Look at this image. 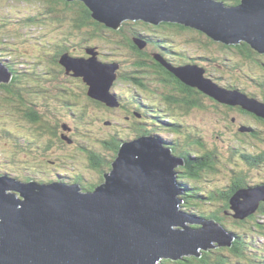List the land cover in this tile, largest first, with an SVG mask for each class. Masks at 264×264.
<instances>
[{"label":"trees","instance_id":"1","mask_svg":"<svg viewBox=\"0 0 264 264\" xmlns=\"http://www.w3.org/2000/svg\"><path fill=\"white\" fill-rule=\"evenodd\" d=\"M220 1L228 6L240 4V0ZM22 2L30 5L32 9L24 19L0 12V62L12 75L10 83L0 85L2 92L0 115L16 118L14 121L17 126L19 122L24 128L35 132L36 139L40 140L39 145L31 144L36 153L34 157L36 161L39 159L44 162L42 160L49 157V162L55 165L61 160L73 161L84 154L79 157L83 159L80 163L100 172L99 182L86 184V175L82 173L83 171H79L80 173L73 171L76 169L75 164H65L61 168L65 169V173H57L54 180L37 179L40 171H34L35 175L22 178L12 176L0 168V175H7L25 183L66 182L78 184L88 191L96 190L105 181L106 173L112 169L121 144L127 138L120 137L122 136L120 131L125 128V124L118 118L121 111L125 110L128 114L127 119L131 118L130 121L138 118L135 122L138 128L133 138L145 134L155 136L159 127H162L160 132L175 133L176 137L163 140V143L176 156L186 161L185 165L177 170L178 181L185 191L182 196L184 201L182 208L200 218L220 222L236 237L232 247H217L203 252L201 258L164 260L162 264H264V202L260 203L254 214L245 219H236L232 215L230 201L239 189L252 188L257 180L264 183V152L247 149V153H244L241 142L230 145V156L242 162L241 168L235 167L236 171H232L235 175L233 183L204 191L200 181L207 175L218 172L215 165L220 157L217 152L208 151L202 134L199 136L188 131L181 117L190 116L198 110L220 111L225 107L229 113L222 111L218 114L221 120L219 122L233 120L232 123L238 126L239 132L244 129L240 133L245 138H258L263 141L264 119L242 106L223 104L199 88L185 84L153 57L158 54L176 68L197 66L204 69L205 77L217 85L250 94L246 88L251 83L264 88V78L258 80L254 75L255 71L264 73V54L254 50L248 43L227 45L193 27L171 22L152 25L143 21H128L119 30H114L95 20L92 11L79 0H22ZM13 19H18L24 30L31 28L39 30V35L33 37L31 33H24L21 30L12 31L8 25ZM59 34L65 37L58 40L55 35ZM75 37L78 40L74 39ZM33 40H37L36 43H33ZM135 41H141L145 47L140 48ZM18 47L27 49L31 47L30 54L23 55ZM90 48L100 53L110 50L113 53L107 54L106 57L102 55V58L107 59L103 61L120 65L118 78L114 84L116 88L113 90L116 100L122 105L119 108L109 107L90 97L89 86L84 78L75 76L74 72L69 73L60 62L61 56L65 53L71 52L73 56L78 57L85 55L86 50ZM221 63L228 70L236 71L233 73L239 72L235 78L238 81L226 84L222 82V77L215 74L219 70L214 67ZM243 76L249 84L241 82ZM120 82L128 83L126 85L132 90L120 91L117 89V86H122L118 85ZM128 94L134 102L130 105L127 104ZM249 96H256L264 103V95ZM148 101L156 102L157 105L148 106ZM138 102H141L142 108L138 107ZM129 108L134 109L136 117L128 110ZM233 113L249 116L255 123L252 121H249V124L237 123L236 119L234 122V117L231 116ZM66 120L72 123L71 127L65 123ZM144 121H147L152 131L146 128ZM73 125H77L74 128L85 135L80 136L81 144L84 143L80 145L81 150H84L82 152L80 150L74 153L68 151L66 147L61 148V145H70L75 141L71 135H63L64 131L72 134L74 130L70 128ZM107 128L111 131L110 138L97 141L95 138L101 136L95 134V129L98 132L104 131L102 133L106 131L108 134ZM0 133L6 144L12 141L21 143L18 131L6 133L1 130ZM76 139L78 140L77 137ZM57 151L64 157L57 158ZM69 152L76 154L75 157H68ZM9 158L10 165L12 161H17L13 154ZM255 171L258 177L252 180V172ZM208 205L211 208L207 210ZM228 220L233 226L228 224Z\"/></svg>","mask_w":264,"mask_h":264},{"label":"water","instance_id":"2","mask_svg":"<svg viewBox=\"0 0 264 264\" xmlns=\"http://www.w3.org/2000/svg\"><path fill=\"white\" fill-rule=\"evenodd\" d=\"M79 1L95 20L114 30L128 21L171 22L227 45L248 43L264 54V0H240L237 6L220 0ZM87 54L65 53L60 62L69 73L84 78L90 97L119 107L113 90L120 65L103 62L95 49ZM157 59L185 84L264 119V103L258 99L220 87L197 66L175 68ZM11 79L0 62V85ZM184 165L163 141L144 135L122 143L113 168L94 192L85 193L79 185L0 177V264H161L232 247L236 237L219 222L182 209L185 191L177 168ZM262 201L264 186L238 190L231 198L233 217L245 219Z\"/></svg>","mask_w":264,"mask_h":264},{"label":"rangeland","instance_id":"3","mask_svg":"<svg viewBox=\"0 0 264 264\" xmlns=\"http://www.w3.org/2000/svg\"><path fill=\"white\" fill-rule=\"evenodd\" d=\"M31 6L22 2V0H0V12L1 13H9L11 14V16H18L21 19H24L26 15H28L32 9H30ZM18 19H13L11 21V23H9L8 27L12 30V31H17V30H21V32L24 33H31V35L33 37H37L39 35V30H36L35 28H31L28 30H24L23 27H21L19 25L17 21ZM28 27V26H26ZM55 35L57 37L58 40H62L63 37H65L64 35ZM76 40H78L76 37L74 38ZM37 40H33V43H36ZM35 45V44H34ZM14 47H16V45H13ZM20 48V47H18ZM107 49H109L110 47H106ZM21 49V53L23 55H29L30 51H31V47L29 49L27 48H20ZM94 49V48H92ZM80 53V51H79ZM113 52H111L110 50H105L103 51V53H101V55H106L107 54H111ZM87 56H89L88 54H86ZM78 57H86L84 55L82 56H78ZM102 60H107L106 58H102V56L100 57ZM104 62V61H103ZM228 62H226L227 64ZM193 67V66H192ZM214 67H216L217 70H219L218 72H216L215 74H218L222 77V82L223 83H231V81H233V83H235L236 80L235 78L237 77V75L239 74V72L237 73H233L236 71H232V70H228V68L223 65L222 63L220 65H215ZM254 75L257 77L258 80H260L261 78H264V73H259L258 71H255ZM246 82L248 83V81L245 79V77L243 76L241 79V82ZM128 83H124V82H120L118 83V85H122V86H117V89H119L122 92H128L131 91L132 89L129 88V85H126ZM249 84V83H248ZM236 85V84H235ZM239 86V84H238ZM247 91L248 93L252 94V95H259L262 96L264 95V88L260 87L256 84H249L247 86ZM263 89V90H262ZM2 95V92L0 90V97ZM143 96V95H142ZM149 96V95H148ZM132 99L131 95H127V99ZM128 102V101H127ZM132 101L130 100L129 105ZM148 104L150 102H147ZM137 105H141L138 106L139 108H142V104L141 102H138ZM119 108V107H118ZM129 110L131 112L134 111L133 108ZM222 111H226L229 113V110L226 109L225 107L221 108L220 111H218L217 109H211V110H198L196 112H193L190 114V116H183L181 117V119L185 122L186 127L188 129V131H190L193 134H202L204 136V141L207 144V147L209 148L208 151H212V152H217L218 156L220 157V160L216 163V168L218 170L217 173L215 174H209L207 175L205 178L201 179L200 181V185L203 188V190L208 191V190H212V189H217L220 188L221 186H228L229 184L233 183L234 181V173L232 171H236V168H241L242 167V162L237 161L235 158H232V156H230V145L237 143V142H241L242 147H244L243 152L247 153V149L249 150H259L261 151V153L264 152V141L262 139H258V138H245V136H243L239 131H238V126L234 125L233 120L232 121H223V122H219L221 121L219 119V115ZM1 113V112H0ZM127 112L125 110L121 111V113L119 114V119L122 123L125 124V128H122V130L120 131V134L123 136H120L122 139L124 137L128 138H133V134L136 131V128H138V126L136 125V121L138 120V118H135L136 120H129L131 119L130 117H128L127 119ZM232 117H234V120H237V123H244V124H249V121H252L253 123H255L251 117L246 116V115H242V114H237V113H233L231 115ZM115 118V116H114ZM16 118L13 117H9V116H5V115H0V131H6L10 132V131H18V137L21 139V143L17 144L14 141H12L10 144H6L3 142L2 139V135L0 133V168H2L3 170L9 172L10 174H12V176H16V177H24V176H31V175H35L34 171L39 172V174H37V179H53L56 177V174L59 173H65L64 170L65 169H61L62 167L65 166V164L68 165H76V169L73 170L74 172L80 173L79 171H83L82 173H84L86 175V184L90 183V184H94L99 182V176H98V172L97 170L94 171V169H90L88 168V166L82 165L80 163V161H83V159L79 158L80 156H84V154L79 155L78 158H75L73 161H67V160H61V162L56 163L55 165L51 164L49 162V157L47 159H44L41 162L39 159L36 161L34 159L36 153L34 151V148L31 144H35V145H39L40 144V140L36 139V134H34V131H31L30 129H26L24 128L22 125H20V123L18 122L19 126L16 125V122L14 121ZM179 119V117H178ZM236 120L234 122H236ZM14 121V122H13ZM65 123L68 124V126L71 127L72 123L68 122L67 120L65 121ZM134 124V125H133ZM147 125V124H146ZM77 125H73L72 128H70V130H74V132L72 134L70 133H66V131H64L65 133L63 135H71L75 141L71 142L70 145H61V148L66 147L68 151H73L74 153H76L77 151L81 150L80 145L82 143V139L80 138V136H85L82 135L81 133H79L77 131V129H75L74 127H76ZM257 127H259L258 125H255ZM148 130L150 129V126L147 125L146 127ZM162 129V127H159L158 132H160V130ZM96 132H98L95 129ZM108 134H106L107 132L105 131V133H102L104 131L98 132V134L95 132V134L97 136H101V137H96L95 139L97 141H99V139L101 140H107L110 137V129L107 128ZM157 133V132H156ZM155 133V138L163 141L162 139H160ZM240 133V134H239ZM163 136L168 137V136H173V134L171 133H165V135L163 133H161ZM200 136V135H199ZM76 137L78 138V140L76 139ZM172 138V137H171ZM264 139V138H263ZM33 142V143H32ZM30 144V145H29ZM236 146H240V144H235ZM17 148V149H15ZM60 150V149H59ZM83 150V149H82ZM82 150L80 152H82ZM246 150V151H245ZM84 151V150H83ZM86 152V151H85ZM15 155L17 161H12V165H10V158L11 155ZM68 157H75L76 154H72L71 152L68 153ZM90 155V154H89ZM59 156L64 157L63 155H60V153L57 151L56 153V157L58 158ZM86 160V158H84ZM235 159V160H232ZM232 160V161H231ZM58 162V161H57ZM67 165V166H68ZM236 167V168H235ZM110 171H108L109 173ZM43 173V175L41 174ZM253 174V178L252 180H256L255 178L258 177L257 172H252ZM209 177V178H207ZM214 203V202H212ZM219 203V202H218ZM211 206L208 205L206 206V209H210ZM208 214V213H207ZM228 224L233 226L232 223H230V221L228 220ZM214 249V248H213Z\"/></svg>","mask_w":264,"mask_h":264},{"label":"bare ground","instance_id":"4","mask_svg":"<svg viewBox=\"0 0 264 264\" xmlns=\"http://www.w3.org/2000/svg\"><path fill=\"white\" fill-rule=\"evenodd\" d=\"M116 81H117V80H116ZM116 81H115V83H116ZM130 100H131V99H128V102H127L128 105H129ZM131 101H132V100H131ZM131 103H134V102L132 101ZM138 106H141V105H138ZM128 110H131V111H132V109H130V108H129ZM134 116L136 117L137 115L134 114ZM144 123L147 124V121H144ZM155 133H156V132H155ZM161 133H163V134L165 135L166 132H157V133H156V135H157L160 139H162V140H167V139H170V138H171L170 136L165 137V136H163ZM172 154L175 155L173 152H172ZM181 158H182V157H181ZM182 159H183L184 162L186 163L185 159H184V158H182ZM94 191H95V190H93V191H88V192H94Z\"/></svg>","mask_w":264,"mask_h":264},{"label":"flooded vegetation","instance_id":"5","mask_svg":"<svg viewBox=\"0 0 264 264\" xmlns=\"http://www.w3.org/2000/svg\"><path fill=\"white\" fill-rule=\"evenodd\" d=\"M87 53L85 52V55L84 56H86L87 57V55H86ZM99 54H100V57L102 56L101 55V53L99 52ZM158 55V54H157ZM157 55H155V56H153V57H155L156 59H157ZM75 56V55H74ZM160 57H162V56H160ZM159 57V58H160ZM163 58V57H162ZM101 59V58H100ZM102 60V59H101ZM158 60V59H157ZM103 61V60H102ZM125 108V107H124ZM125 109H127V108H125ZM132 114L134 115V111L132 112ZM260 183H263L262 181L260 182Z\"/></svg>","mask_w":264,"mask_h":264},{"label":"clouds","instance_id":"6","mask_svg":"<svg viewBox=\"0 0 264 264\" xmlns=\"http://www.w3.org/2000/svg\"><path fill=\"white\" fill-rule=\"evenodd\" d=\"M253 97H254V96H253ZM119 104H120V103H119ZM112 168H113V167H112ZM107 173H108V172H107ZM107 173H106V174H107Z\"/></svg>","mask_w":264,"mask_h":264}]
</instances>
